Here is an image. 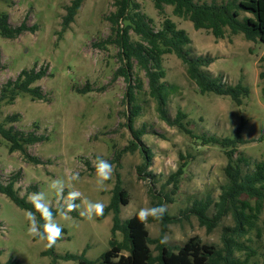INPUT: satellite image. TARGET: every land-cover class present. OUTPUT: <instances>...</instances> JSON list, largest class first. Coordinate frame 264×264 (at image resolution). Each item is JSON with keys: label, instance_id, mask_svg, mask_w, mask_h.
<instances>
[{"label": "rangeland", "instance_id": "1", "mask_svg": "<svg viewBox=\"0 0 264 264\" xmlns=\"http://www.w3.org/2000/svg\"><path fill=\"white\" fill-rule=\"evenodd\" d=\"M132 1L137 4L135 10L149 19L151 29H160L165 18L184 29L190 38L184 46L188 54L212 58L208 66L202 67L209 75L219 76L225 84L240 81L249 88L248 97L240 105L228 96L200 93L187 76L185 64L174 53H167L161 57L164 76L160 78L169 86L167 115L173 118L180 109L186 114L183 122L194 134L218 138L232 136L240 126L246 142L237 146L233 157L241 154L250 161L264 160V79L258 76L264 69V42L248 40L242 32L232 33L228 27H224L223 37L215 38L209 30L195 29L190 20L172 14L170 5L158 12L151 0ZM69 2L0 0V13H7L11 27L24 23L34 29L14 38L0 35V89L22 69H45L44 75L31 84L39 88L43 98L20 93L11 103L0 99V123L4 128L12 126L24 134L34 132L44 137L25 145L27 154L39 160L35 163L19 150L10 152L9 142L0 135V182H7L17 172L14 188L19 196L24 195L43 212L68 204L76 213L62 212L44 219V225L61 229L52 252H46L47 240L36 236L37 216L0 193V263L77 264L76 259L63 256L82 252L85 258L97 260L113 238L112 214L109 211L100 218V214L89 213L88 204L106 205L119 179L128 196V203L120 206L121 220L143 208L164 205L167 211L163 216L171 219L164 221L162 239L172 249L190 236L222 248L224 236H231L238 243L235 257L247 258L250 264H264V211L258 214L254 226L239 236L232 234L234 219L229 212L208 229L190 211L194 203L210 199L206 213L211 218L216 212L214 203L225 182L224 149L218 144H201L159 117L145 73L135 59H131L129 82L115 74L121 60L108 19L116 8L114 0H83L62 32V15ZM244 15L249 14L240 11L238 19ZM128 32L131 42L139 41L132 29ZM135 82H139L133 91L138 114L131 117L132 127L144 129L138 143L152 152L148 164L139 147L123 149L134 140L127 127L130 103L124 94L127 85ZM13 115L16 117L8 119ZM98 159L113 166L110 179L103 182L97 176ZM182 162L185 165L174 185L169 176ZM251 166L242 164V172ZM151 216L144 223L149 236L155 238L163 219ZM114 238L120 241L121 232L115 231ZM149 247L156 255L155 244Z\"/></svg>", "mask_w": 264, "mask_h": 264}, {"label": "trees", "instance_id": "2", "mask_svg": "<svg viewBox=\"0 0 264 264\" xmlns=\"http://www.w3.org/2000/svg\"><path fill=\"white\" fill-rule=\"evenodd\" d=\"M151 1L158 12L163 11L164 5H170L172 14L190 20L195 29L209 30L215 38L223 37L224 27H228L232 33L242 32L248 40L258 39L264 42V0H226L220 3L196 2L194 0ZM82 2L83 0H70L65 6V13L61 20L62 32L73 21ZM114 5L116 8L108 16V19L112 22L115 41L119 47L118 56L121 60V65L115 74L122 75L129 82L131 59H135L145 73L148 93L156 102L159 117L169 125L189 134L201 144H218L224 149L227 158L223 167L225 182L221 184L218 198L214 203L216 212L211 218L206 213L210 199L194 203L190 211L196 215L199 223L205 224L208 229L213 227L226 212H229L234 219V225L231 228L232 234L239 236L246 228L253 227L258 214L264 211V160L250 161L249 158L241 154L233 157L237 146L246 142L240 134V126L232 136L218 138L214 135L194 134L183 122L186 114L180 109L176 110L173 118H170L165 110L169 86L160 81V78L164 76L161 57L167 53H174L185 64L187 76L194 81L200 93L210 91L217 95L228 96L235 104L240 105L242 100L248 97L249 88L240 81L235 84H225L219 76L209 75L202 67L208 66L212 62V58L205 55L190 56L184 49V46L190 42L189 36L184 29L177 28L170 19L165 18L160 29L153 30L148 24L149 19L145 18L143 13L135 10L137 4L132 0H114ZM240 11L249 15L238 19ZM129 29L139 35V41L131 42L129 40ZM24 30L34 31L32 26H26L24 23L11 27L7 21V13H0V35L2 37L14 38ZM44 73L43 67L37 70L34 68L22 69L15 79L7 80L1 86L0 99L11 103L20 93H27L31 97L39 99L43 98L44 95L39 92V88L32 87L31 84L40 79ZM258 76L264 79V69L258 73ZM138 86L139 82H135L133 85L128 84L124 94L130 103L126 114L127 127L134 140H130V144L123 149L126 151L139 147L145 164H148L152 152L143 144L139 145L138 143L144 129L132 127L131 117L138 114L133 91ZM15 117L13 115L8 119L11 120ZM0 135L9 142L10 152L19 150L24 158L35 163L39 161L36 157L27 154L25 145L42 140L43 136L36 135L34 132L24 134L14 130L12 126L4 128L1 123ZM179 157L183 158L181 155ZM184 163L182 162L169 176L174 181V185L178 175L182 173ZM242 164L252 166L249 170L242 172ZM17 174L16 172L5 183L0 182V193L7 196L18 207L27 209L37 216V237L45 234V218L62 212L76 216L75 211L68 204L49 208L43 212L37 204L26 200L24 195L19 196L14 188ZM150 175L152 176L151 173ZM127 203V192L120 185L119 179H116L111 190L110 200L105 205L103 214L99 216L101 218L109 211L112 214L110 232L113 238L109 240V248L103 251L95 261L85 258L84 252L80 255L64 254L63 257L76 259L77 264H152L154 262L158 264H250L247 262V258L240 259L234 256V247H238V243L231 236H224L222 248L203 243L197 236H190L182 244L172 249L162 239L166 229L164 221L171 218L163 216L159 235L151 238L144 221L139 219V211L124 220L120 219V206ZM151 218L157 220L159 217L151 216ZM117 230L122 234L120 241L114 238V233ZM151 243H154L158 250L156 255L151 253L149 247ZM52 249L53 245H47L46 252H52ZM123 250L126 253H123ZM5 264H14V262L8 260Z\"/></svg>", "mask_w": 264, "mask_h": 264}, {"label": "clouds", "instance_id": "3", "mask_svg": "<svg viewBox=\"0 0 264 264\" xmlns=\"http://www.w3.org/2000/svg\"><path fill=\"white\" fill-rule=\"evenodd\" d=\"M113 170V166L106 160L98 159V162L96 164V171L97 176L100 178V181L103 182L105 180L110 179L111 172ZM105 205L102 203H89L88 204V211L89 213H95V214H103V209ZM167 211L166 207L164 205H157L154 207L149 208H143L139 212V219L141 221H144L147 219L149 215L161 217L164 215V213ZM31 232H34L33 229H30ZM61 235V229L58 226L46 224L45 225V234H41V239H46L48 242V246L53 245L56 240Z\"/></svg>", "mask_w": 264, "mask_h": 264}]
</instances>
